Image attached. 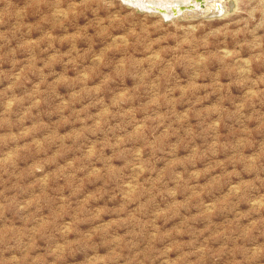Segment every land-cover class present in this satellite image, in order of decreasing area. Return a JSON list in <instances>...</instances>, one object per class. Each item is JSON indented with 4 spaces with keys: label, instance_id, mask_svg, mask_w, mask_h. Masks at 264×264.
I'll list each match as a JSON object with an SVG mask.
<instances>
[{
    "label": "rangeland",
    "instance_id": "obj_1",
    "mask_svg": "<svg viewBox=\"0 0 264 264\" xmlns=\"http://www.w3.org/2000/svg\"><path fill=\"white\" fill-rule=\"evenodd\" d=\"M193 2L0 0V264H264V0Z\"/></svg>",
    "mask_w": 264,
    "mask_h": 264
},
{
    "label": "bare ground",
    "instance_id": "obj_2",
    "mask_svg": "<svg viewBox=\"0 0 264 264\" xmlns=\"http://www.w3.org/2000/svg\"><path fill=\"white\" fill-rule=\"evenodd\" d=\"M127 1H129L132 4L136 3L138 6L142 8H153L156 10L164 11L165 18L169 17L170 13H173L174 8L180 9L182 5L187 6L190 3L195 4L193 0H127Z\"/></svg>",
    "mask_w": 264,
    "mask_h": 264
},
{
    "label": "water",
    "instance_id": "obj_3",
    "mask_svg": "<svg viewBox=\"0 0 264 264\" xmlns=\"http://www.w3.org/2000/svg\"><path fill=\"white\" fill-rule=\"evenodd\" d=\"M123 1L126 2V3H128V4H132V3H130V2L127 1V0H123ZM132 5H133V4H132ZM137 7H138V6H137ZM138 8H140V7H138ZM140 9H142V8H140ZM144 9H147V8H143V10H144ZM147 10H149V9H147ZM157 11H158V10H157ZM159 12H160V13H163V12H161L160 10H159Z\"/></svg>",
    "mask_w": 264,
    "mask_h": 264
}]
</instances>
